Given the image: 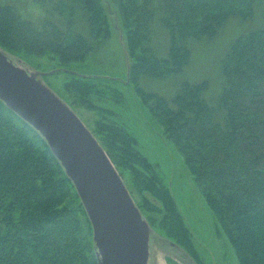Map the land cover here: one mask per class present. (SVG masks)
<instances>
[{"label": "trees", "instance_id": "trees-1", "mask_svg": "<svg viewBox=\"0 0 264 264\" xmlns=\"http://www.w3.org/2000/svg\"><path fill=\"white\" fill-rule=\"evenodd\" d=\"M59 1H48L54 11L59 10ZM257 2L264 4V0H118L130 58L129 81L136 83L164 138L182 153L239 264H264V27L240 35L229 46L222 59L226 82L217 107L205 98L207 80L184 81L172 99L145 91L138 80L143 75L167 78L181 72L190 61L192 40L215 37L233 15L251 17ZM63 5L69 15L74 5L85 10L87 34L73 29L70 19L66 28L52 19L37 22L14 4L0 2V49L9 58L32 65L30 56L52 54L58 63L51 74L71 75L67 84L86 95L95 87L80 84L79 78L94 76L69 71V63L93 49L106 24L105 4L66 0ZM155 22L169 33L167 56H159L149 43ZM92 98L85 99L89 107H99L93 106ZM94 134L152 229L194 264H205L169 186L154 163L136 149L135 138L115 124L106 133ZM130 176L132 184L126 181ZM0 264H99L92 224L72 180L45 138L1 99Z\"/></svg>", "mask_w": 264, "mask_h": 264}, {"label": "rangeland", "instance_id": "rangeland-1", "mask_svg": "<svg viewBox=\"0 0 264 264\" xmlns=\"http://www.w3.org/2000/svg\"><path fill=\"white\" fill-rule=\"evenodd\" d=\"M49 0H0L17 6L23 15L37 22L52 19L64 28L70 19L73 29L88 33V17L85 10L74 5L72 14L61 0L59 10H53ZM63 1V2H62ZM106 24L103 32L94 42L93 49L83 59L69 63V71L76 74L94 76L79 78L80 84L95 88L82 95L78 88L67 83L72 77L66 73H53L57 59L52 54L30 56L34 65L12 57L15 63L29 71L49 73L41 79L63 100L72 101L71 108L79 114L87 126L95 133H106L111 125L122 126L135 138L136 149L154 163L164 184L171 190L184 220L188 223L194 241L205 264H239L236 251L223 232L221 223L210 209L199 185L193 179L182 153L171 140L164 138L161 126L154 120L147 104L136 90V83L129 81L128 48L118 12V0H103ZM58 6V5H57ZM264 27V4L257 2L251 17L233 15L224 24L221 32L211 39H194L190 42V61L179 73L167 78L143 75L139 85L147 92L158 93L172 99L184 81L207 80L205 98L212 105H219V96L224 90L226 77L222 69V59L231 43L240 35ZM150 45L159 56H167L170 50V37L159 22L153 24ZM52 69V70H50ZM79 84V85H80ZM93 92V93H92ZM93 97L91 109L86 98ZM85 101V102H84ZM69 103V102H68ZM102 107L103 109H98ZM98 137V134H97ZM126 181L132 184L131 176ZM136 194V193H135ZM162 236L155 229L151 235L149 264H170L171 259L179 264H194L179 247Z\"/></svg>", "mask_w": 264, "mask_h": 264}, {"label": "water", "instance_id": "water-1", "mask_svg": "<svg viewBox=\"0 0 264 264\" xmlns=\"http://www.w3.org/2000/svg\"><path fill=\"white\" fill-rule=\"evenodd\" d=\"M0 49V99L47 141L93 228L99 264H149L151 226L108 152L80 116Z\"/></svg>", "mask_w": 264, "mask_h": 264}]
</instances>
